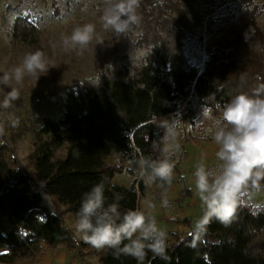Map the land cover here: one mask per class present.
I'll use <instances>...</instances> for the list:
<instances>
[{
    "label": "trees",
    "instance_id": "trees-1",
    "mask_svg": "<svg viewBox=\"0 0 264 264\" xmlns=\"http://www.w3.org/2000/svg\"><path fill=\"white\" fill-rule=\"evenodd\" d=\"M112 2L99 0L98 10L104 13ZM135 14L138 21L129 29L144 53L140 64L132 67L114 48L108 59L97 62L93 75L66 91L59 118L41 119L30 156L38 183L0 136V264H30L44 247L78 251L83 259L87 245L65 225L51 199L77 217L83 195L103 183L105 207L118 203L121 216L138 210L149 186L136 178V161L159 158L152 148L158 139L154 122L183 106L190 115L194 103L217 116L234 96L251 95L264 83V29L257 23L264 0H139ZM190 40L205 54L201 67L186 56ZM11 41L35 47L39 27L20 14ZM62 147L64 158L57 159L54 152ZM182 154L184 148L173 157L172 183L181 173ZM124 174L134 178L128 187L114 183ZM117 195L122 199L117 201ZM100 264L138 261L105 248ZM143 264H264V203L254 205L245 195L230 225L213 218L202 233L196 227L175 233L166 241L163 258L146 249Z\"/></svg>",
    "mask_w": 264,
    "mask_h": 264
},
{
    "label": "clouds",
    "instance_id": "clouds-1",
    "mask_svg": "<svg viewBox=\"0 0 264 264\" xmlns=\"http://www.w3.org/2000/svg\"><path fill=\"white\" fill-rule=\"evenodd\" d=\"M138 5L139 0H115L110 3L101 17L102 27L118 35L126 33L130 25L138 21L135 14ZM94 37L95 25L83 24L74 27L70 35L61 37L62 46L65 51L76 50L80 54L88 48ZM48 70L44 53L36 50L25 54L19 65L0 76V84L7 85L10 80L21 84L25 76L39 79V73ZM19 95V89L12 88L3 101V107H9ZM262 97L264 83L254 88L251 95L241 93L234 96L220 110L218 117L211 116V109L208 108L202 112L204 119L211 120L204 138L210 137L217 146L214 155L219 163L209 168L202 158L192 173L195 194L203 206V215L196 222L197 233H202L213 218L225 226L230 225L241 198L259 193L264 188ZM177 127L178 123L174 120H162L158 129H162L163 134L158 133V139L152 142L153 151L159 153V158L141 156L136 161L139 177L146 186L157 182L161 188L171 185L175 168L173 157L180 151ZM104 199L103 183L95 185L82 197L75 227L82 234L84 243L98 251L109 248L117 255H130L138 264H143L146 249L154 256L164 257L167 233L158 228L153 217L131 209L121 216L119 204L112 203L105 207ZM120 199L122 197L117 195L116 200ZM168 203L166 198L162 200L165 207ZM124 241L127 243L121 247Z\"/></svg>",
    "mask_w": 264,
    "mask_h": 264
},
{
    "label": "rangeland",
    "instance_id": "rangeland-1",
    "mask_svg": "<svg viewBox=\"0 0 264 264\" xmlns=\"http://www.w3.org/2000/svg\"><path fill=\"white\" fill-rule=\"evenodd\" d=\"M98 1L0 0V76L19 65L25 54L36 50L44 53L49 69L47 72L39 73V79L25 76L21 84H17L14 80H10L7 85L0 84V136H3L9 143L34 183H38V180L35 177L30 156L38 138V126L41 119L43 117L59 118L62 115L66 91L71 89L74 83L93 75L97 62L108 59L114 48L121 50L119 53L122 58H128L132 67L138 66L141 57L144 55L143 50H140L136 45V32L128 29L126 33L118 35L102 27L101 17L103 13L98 10ZM20 14L29 16L39 27L40 41L35 47L12 44L11 27L15 18ZM87 23L95 25V37L88 48L80 54L76 50L65 51L61 37L70 35L74 27ZM257 23L260 28L264 29V15L257 19ZM206 39L205 37L204 40ZM185 51L189 62L194 66L201 67L205 54L198 44L193 40L186 41ZM12 88L19 89V98L12 101L9 107L4 108L3 101ZM203 110V107L194 103L192 105L193 112L190 115L187 114L183 106L175 115L154 122L155 132L160 135L163 134V130L158 129V125L162 120H174L178 123L177 143L180 145V151L175 156L176 158L179 157L183 148L188 149L190 153L204 150V159H207L211 152L215 154L217 146L210 137L204 138L211 126V120L203 118ZM54 154L57 159H62L65 150L62 147L56 150ZM183 155L181 156L182 159ZM186 155H184L183 161ZM112 161L114 159L109 160V162ZM215 162L214 156L205 164L211 166ZM130 177L126 174L118 175L114 181L127 184ZM136 178H140L139 171L136 172ZM174 179L175 182L168 188L162 189L156 186L152 189L153 192L157 190L156 193H161L160 199L156 201L157 203L153 208L157 210L154 219L158 228L167 233L168 242L173 240L175 233H178L180 225L174 220L179 218L174 213H179L180 209H183L178 206L183 203L181 199L183 195L186 196L185 189L183 187L181 189L183 184L181 173L174 174ZM247 197L254 205L264 203V192L262 191L254 195H247ZM164 198L169 202V210L162 204ZM186 203L183 211L190 214L188 218L192 221V226H196L197 220L201 218L203 207L199 208L188 201ZM51 205L63 217L64 222L66 220L76 230L77 218L66 212L65 208L59 205L55 199H51ZM77 234L82 238V234L78 232ZM87 246L83 251V259L76 251L63 249L52 252L45 247L43 249L48 255L54 254L53 264H56V260L61 259L62 256H64L65 261L63 264H99L102 250L98 251L88 244ZM46 262L49 260L46 259Z\"/></svg>",
    "mask_w": 264,
    "mask_h": 264
},
{
    "label": "crops",
    "instance_id": "crops-1",
    "mask_svg": "<svg viewBox=\"0 0 264 264\" xmlns=\"http://www.w3.org/2000/svg\"><path fill=\"white\" fill-rule=\"evenodd\" d=\"M167 117H164V118H167ZM164 118H161V119H164ZM184 150L187 152V155H186L185 160L180 165V170H181V176H183V184L181 186V189H182V187L185 189L186 196L183 195V197L181 198L183 200V203L182 204L180 203V206H178V207L183 208V209H180L179 213H174V214H177L176 216H177V218H179V219H175L174 221L180 225V227L178 229V233L186 234V233L190 232L191 228L196 227V226H192V221L189 220V218H188L190 214L183 211L184 206L187 204L186 201L190 202L191 204L196 205L199 208L203 207L201 201L199 200L198 195L195 194V184H194V177H193L192 173L195 171L196 165L201 161L202 158H203V162L205 163V162H209L210 160H212V158H214L215 155L213 152H211V153L208 152L209 157H207V159H204V155H205L204 150H198V152H192V153H190L188 151V149L184 148ZM183 159H184V157H183ZM133 179L134 178L130 177L127 184L116 183L115 181H114V183L121 185V186H124V187H128L132 184ZM156 186L157 185H150L149 186V189L146 191L145 196L139 201V206H138V210L143 211L146 216H150L153 218H154V214H156V212H157L156 209H153L154 205H156V203H157L156 201L159 200L160 196H161L160 195L161 193L160 194L156 193L157 190H155L154 192L152 191V189L155 188ZM260 205H262V204H260ZM177 209H179V208H177ZM73 217L77 218L75 216H73ZM65 223H66V226L76 236L78 241L83 243V244H86V243H84L83 239L79 237L74 226L72 224H68L66 222V220H65ZM188 223H190V224L188 225ZM168 235H169V233H168ZM86 248H84V249H86ZM63 249H65V248H59L57 250H63ZM84 249L82 250V253H83ZM65 250H67V249H65ZM51 251L54 252L56 250H54V251L51 250ZM76 252L79 253L78 251H76ZM63 257L64 256H62L61 259H57L56 264H63L65 262ZM46 259H48L49 262H46ZM53 259H54V254L51 253L50 255H48L47 253H45V251L43 249V255L41 257H39L38 259H36L32 264H53L54 263L52 261ZM99 264H100V260H99Z\"/></svg>",
    "mask_w": 264,
    "mask_h": 264
},
{
    "label": "built area",
    "instance_id": "built-area-1",
    "mask_svg": "<svg viewBox=\"0 0 264 264\" xmlns=\"http://www.w3.org/2000/svg\"><path fill=\"white\" fill-rule=\"evenodd\" d=\"M218 161H216L215 162V164H213V165H211V166H208L209 168H214V167H216L217 165H218ZM167 210H169L170 208H169V206H167V207H165Z\"/></svg>",
    "mask_w": 264,
    "mask_h": 264
}]
</instances>
